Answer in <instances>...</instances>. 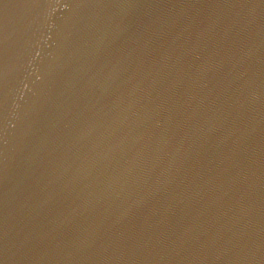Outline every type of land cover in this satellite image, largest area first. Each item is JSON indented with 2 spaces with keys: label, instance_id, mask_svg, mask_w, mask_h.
Returning <instances> with one entry per match:
<instances>
[{
  "label": "water",
  "instance_id": "1",
  "mask_svg": "<svg viewBox=\"0 0 264 264\" xmlns=\"http://www.w3.org/2000/svg\"><path fill=\"white\" fill-rule=\"evenodd\" d=\"M0 264H264V0H0Z\"/></svg>",
  "mask_w": 264,
  "mask_h": 264
}]
</instances>
